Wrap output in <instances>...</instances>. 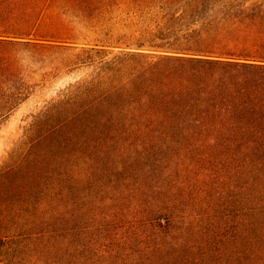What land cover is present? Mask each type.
Segmentation results:
<instances>
[{
	"label": "trees",
	"instance_id": "trees-1",
	"mask_svg": "<svg viewBox=\"0 0 264 264\" xmlns=\"http://www.w3.org/2000/svg\"><path fill=\"white\" fill-rule=\"evenodd\" d=\"M0 264H264V0H0Z\"/></svg>",
	"mask_w": 264,
	"mask_h": 264
},
{
	"label": "rangeland",
	"instance_id": "rangeland-1",
	"mask_svg": "<svg viewBox=\"0 0 264 264\" xmlns=\"http://www.w3.org/2000/svg\"><path fill=\"white\" fill-rule=\"evenodd\" d=\"M76 74H63L56 77L46 86L38 87L32 97L14 114L0 123V171L11 160L18 156L21 140L26 135V125L46 99L56 95L59 89L75 80Z\"/></svg>",
	"mask_w": 264,
	"mask_h": 264
}]
</instances>
